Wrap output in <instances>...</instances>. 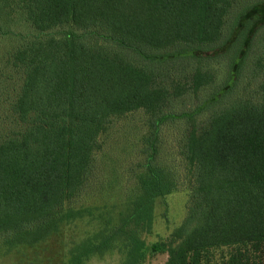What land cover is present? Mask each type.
<instances>
[{"label":"trees","instance_id":"1","mask_svg":"<svg viewBox=\"0 0 264 264\" xmlns=\"http://www.w3.org/2000/svg\"><path fill=\"white\" fill-rule=\"evenodd\" d=\"M18 1L39 35L16 54L24 83L0 117V245L39 243L77 218L101 133L115 117L143 110L151 117L133 164L139 194L131 211L98 242L71 248L69 264L117 246L125 264L158 253L168 254L165 264H264L255 254L264 251V79L260 104L217 110L202 132L193 121L235 94L245 70L264 72V36L251 34L264 21V1ZM235 19L245 21L238 43L222 50ZM255 39L261 48L250 64ZM218 48L221 55L196 52ZM225 60L231 67L218 86ZM210 85L215 91L194 111L169 112ZM166 121L183 123L177 170L155 163ZM185 189L182 223L147 242L157 201ZM226 247L229 257L217 259Z\"/></svg>","mask_w":264,"mask_h":264},{"label":"rangeland","instance_id":"2","mask_svg":"<svg viewBox=\"0 0 264 264\" xmlns=\"http://www.w3.org/2000/svg\"><path fill=\"white\" fill-rule=\"evenodd\" d=\"M262 1L264 0H252L251 4ZM239 2L236 4L238 5ZM241 5L239 4V7ZM236 20L232 27L237 30L232 32L230 25H227V35L232 32V37L222 50L228 49L227 47L234 41L236 45L238 43L237 33L244 28L245 21L242 19L240 25L236 26ZM260 22H256L251 32L254 38L257 34L258 39L264 36V21ZM252 23L253 21L245 24L247 29ZM38 35V31L27 19L18 0H0V117L5 114L9 103L20 92L24 83L25 68L16 61V54L21 48L34 42ZM256 39L246 58L249 59L247 61L250 64L255 60L261 48ZM220 49H198L196 52L221 55L223 52ZM243 51L248 50L244 48ZM150 53L153 54V52ZM135 55L132 53L130 57ZM221 65V70H216L214 75L216 78L213 83L218 86L221 81L226 80L231 63L225 60ZM263 79L264 72L245 70L243 78L240 77L239 85L234 88L235 94L230 98L227 96L224 102L219 101L207 106L194 116L193 121H196L198 131L202 132L207 127L217 110L237 103L260 104L262 93L259 87ZM229 83L232 84L231 81ZM203 89L194 97L185 96L184 103L181 102L175 109H169V112L194 111L200 102L215 91L211 85ZM149 117H151L149 113L139 110L112 119L100 135L99 147L94 152L90 166L89 185L83 197L77 202L80 215L65 222L55 234L39 243L14 247L0 245V264H69L71 248L96 243L111 233L120 219L131 211L132 204L139 194L133 174V164L139 162V151L142 147L143 136L146 135L145 123ZM182 124V121H177L175 125L169 121L163 124L155 163L176 170L180 167L177 154L178 138L175 137L179 136L183 129ZM188 200V189L177 191L166 199L158 200L154 226L150 232L143 234V238L152 243L169 236L186 217ZM255 254H257V260L263 257L264 262V251ZM215 255L217 259L227 258L230 255V248L218 249ZM167 259V253H158L149 255L144 264H165ZM125 261L126 255L120 252L117 246L101 256L92 255L86 264H125Z\"/></svg>","mask_w":264,"mask_h":264}]
</instances>
